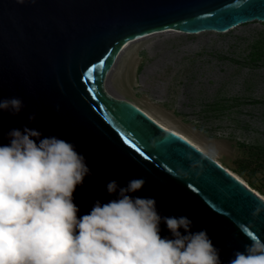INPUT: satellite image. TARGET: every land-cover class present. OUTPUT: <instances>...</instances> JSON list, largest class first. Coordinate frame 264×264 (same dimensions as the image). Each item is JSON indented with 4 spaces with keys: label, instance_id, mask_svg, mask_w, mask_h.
Instances as JSON below:
<instances>
[{
    "label": "water",
    "instance_id": "1",
    "mask_svg": "<svg viewBox=\"0 0 264 264\" xmlns=\"http://www.w3.org/2000/svg\"><path fill=\"white\" fill-rule=\"evenodd\" d=\"M253 21L264 22V0H0V100L24 102L18 115L0 111V144L25 125L73 142L93 172L74 193L80 215L114 198L109 181L145 178L132 195L155 197L162 215L188 216L228 264L251 243L243 229L264 239V215L252 217L260 198L213 160L198 178H176L188 169L186 155L202 152L109 97L104 81L129 41L164 30L225 33ZM154 139L162 141L155 148ZM161 235H171L163 223Z\"/></svg>",
    "mask_w": 264,
    "mask_h": 264
},
{
    "label": "clouds",
    "instance_id": "2",
    "mask_svg": "<svg viewBox=\"0 0 264 264\" xmlns=\"http://www.w3.org/2000/svg\"><path fill=\"white\" fill-rule=\"evenodd\" d=\"M19 97L0 100V111L18 115ZM36 115L29 116V121ZM0 144V264H222L220 249L206 229L193 231L186 215H162L153 196H134L146 184L143 177L126 185L111 180L106 191L114 198L97 199L80 215L74 193L93 175L85 155L60 136H44L27 125L5 133ZM164 139H167L166 137ZM154 139L152 147H157ZM203 156L175 173L180 180L198 178L205 159L218 156L209 145ZM252 212L264 215V197ZM170 236L162 237L161 224ZM244 250H236L228 264H264V239L249 235Z\"/></svg>",
    "mask_w": 264,
    "mask_h": 264
},
{
    "label": "rangeland",
    "instance_id": "3",
    "mask_svg": "<svg viewBox=\"0 0 264 264\" xmlns=\"http://www.w3.org/2000/svg\"><path fill=\"white\" fill-rule=\"evenodd\" d=\"M199 33L135 39L128 50L137 55L135 70L119 75L125 59L117 63L112 94L104 91L156 107L200 147L214 146L216 159L264 196V22Z\"/></svg>",
    "mask_w": 264,
    "mask_h": 264
},
{
    "label": "bare ground",
    "instance_id": "4",
    "mask_svg": "<svg viewBox=\"0 0 264 264\" xmlns=\"http://www.w3.org/2000/svg\"><path fill=\"white\" fill-rule=\"evenodd\" d=\"M170 32H175V33H180V34H193V35H197L200 33H186V32H182V31H177V30H164V31H159V32H155V33H151V34H164V33H170ZM226 33V32H225ZM148 34V35H151ZM146 36V35H145ZM140 40V39H138ZM138 40H132L127 42L122 48L120 53L117 55L114 64L111 68L110 73L108 74V76L106 77L107 80L105 79L104 81V89L105 91H107V93H110V84H109V76L111 74V72L113 71L114 67L117 65V63H121L124 59H125V63L124 65L121 67L119 75L121 73V75H124L125 71L126 73H130V71L135 70V65L136 60H137V55L135 53H128V50L130 48V46L132 45V42H136ZM120 66V65H119ZM127 69V70H126ZM129 71V72H128ZM124 72V73H123ZM135 73V71H134ZM131 75V73H130ZM122 77V76H121ZM132 81V78H130ZM134 79V78H133ZM127 80V79H126ZM123 81V78H120V76H118V81H116L115 88L119 89L120 86V82ZM133 82V81H132ZM128 85V84H127ZM131 104L133 106H135L139 111H141L142 113H144L145 115H147L150 119H152L159 127H161L162 129L177 135L178 137L184 139L185 141H187L188 143H190L192 146H194L195 148H197L199 151H201L202 147H200V145L197 143H195L190 137H188L185 133L181 132L180 130H178L177 128H175L174 126H172L168 120V122H166V120L164 119L163 115L161 114V112L159 110L156 109V107L153 106H148L145 107L144 105L141 106L135 102H131ZM155 106V105H154ZM161 108V107H160ZM163 110V109H162ZM168 113V112H167ZM215 161L218 165H220L222 168H224L228 173H230L232 176H234L236 179H238L243 185H245L248 189H250L255 195H257L259 198L264 197L263 195H261L258 191L252 189L242 178H240L238 175H236L234 172H232L230 169L226 168L225 166H223L216 158L213 160Z\"/></svg>",
    "mask_w": 264,
    "mask_h": 264
},
{
    "label": "snow or ice",
    "instance_id": "5",
    "mask_svg": "<svg viewBox=\"0 0 264 264\" xmlns=\"http://www.w3.org/2000/svg\"><path fill=\"white\" fill-rule=\"evenodd\" d=\"M125 142L130 143L132 145V147L135 148L136 152L140 153L141 156H144V152L141 151V149L139 147H137V145L133 141L126 140ZM245 229H247V228H245ZM249 235L255 236L252 232H249Z\"/></svg>",
    "mask_w": 264,
    "mask_h": 264
}]
</instances>
